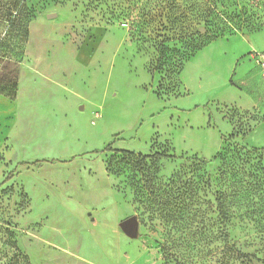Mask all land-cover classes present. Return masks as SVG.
Returning <instances> with one entry per match:
<instances>
[{"label": "rangeland", "instance_id": "1", "mask_svg": "<svg viewBox=\"0 0 264 264\" xmlns=\"http://www.w3.org/2000/svg\"><path fill=\"white\" fill-rule=\"evenodd\" d=\"M145 3L0 0V264H264V0L161 96Z\"/></svg>", "mask_w": 264, "mask_h": 264}, {"label": "trees", "instance_id": "2", "mask_svg": "<svg viewBox=\"0 0 264 264\" xmlns=\"http://www.w3.org/2000/svg\"><path fill=\"white\" fill-rule=\"evenodd\" d=\"M240 1L146 0L144 7L140 9L141 18L133 23L132 34L140 42L151 44L156 53L149 71L152 75L159 76L156 92L158 96L173 95L178 92L179 75L183 66L189 58L208 44L242 32L257 31L261 27L260 23L251 18L247 6H242L241 10L236 8ZM18 92L19 70L10 62L0 59V95L14 101ZM241 151L243 149L240 147L236 150L234 148V152ZM103 152L122 156L117 158L116 163H110L109 168L113 173L119 171L121 160L135 156L128 151L114 150L111 145L106 146L99 153ZM156 157L175 158L174 155L165 154H157ZM224 174L227 175L225 172ZM220 206L224 218L227 219L225 199L221 201ZM238 256L250 258L249 255L242 253Z\"/></svg>", "mask_w": 264, "mask_h": 264}, {"label": "water", "instance_id": "3", "mask_svg": "<svg viewBox=\"0 0 264 264\" xmlns=\"http://www.w3.org/2000/svg\"><path fill=\"white\" fill-rule=\"evenodd\" d=\"M50 16L49 18H51ZM121 227L123 231L128 235V236H133L136 232L137 228V221L135 217H131L121 223Z\"/></svg>", "mask_w": 264, "mask_h": 264}, {"label": "built area", "instance_id": "4", "mask_svg": "<svg viewBox=\"0 0 264 264\" xmlns=\"http://www.w3.org/2000/svg\"><path fill=\"white\" fill-rule=\"evenodd\" d=\"M257 62H258V64L261 66L262 71H263V74H264V61L261 60V59H258Z\"/></svg>", "mask_w": 264, "mask_h": 264}]
</instances>
